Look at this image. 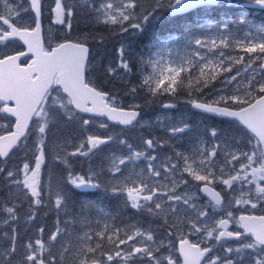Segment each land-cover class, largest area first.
<instances>
[{"label": "snow or ice", "instance_id": "obj_1", "mask_svg": "<svg viewBox=\"0 0 264 264\" xmlns=\"http://www.w3.org/2000/svg\"><path fill=\"white\" fill-rule=\"evenodd\" d=\"M77 7L55 0L50 11L63 30L57 38L42 24V0H3L0 8V118L8 121L0 126V211L7 229L0 264H264V40L242 42L245 54H255L247 64L251 74L237 80L238 70L219 79L231 68L201 54L209 47L205 40L196 38L195 50L173 58L155 37L140 51L130 39L164 9L181 11V0H104L99 6L88 0L80 31L74 28ZM97 22L111 26L119 45V64L109 65L112 75L103 83L96 75L103 56L98 37L86 30ZM229 63L243 64L244 56ZM181 106L187 111L174 116ZM154 109L164 137L143 140L142 148L122 138L125 129L152 127L145 117ZM94 124L105 135L90 133ZM69 130L82 137L79 143ZM108 144L124 151L96 165L93 158ZM17 152L22 166L10 167ZM73 158L87 166L74 167ZM186 176L195 191H187ZM77 190H94L152 223L118 226L96 201L74 199ZM48 204L58 217L81 208L82 235L57 252L59 238L69 236L59 218L47 246L43 227L37 229L41 238L21 243L14 226L21 209L32 223ZM218 246L223 255L214 254Z\"/></svg>", "mask_w": 264, "mask_h": 264}, {"label": "trees", "instance_id": "obj_2", "mask_svg": "<svg viewBox=\"0 0 264 264\" xmlns=\"http://www.w3.org/2000/svg\"><path fill=\"white\" fill-rule=\"evenodd\" d=\"M174 0H172L173 2ZM248 1V0H247ZM165 3H167V0H165ZM76 5H79V7L76 8V20L74 21V28L76 31L85 30V26L83 23H77L79 21H83L85 19L84 17V11L86 9L85 6H81L77 2L73 3ZM252 8V7H251ZM250 8V11H253ZM260 11L264 12V5L260 4L259 6ZM167 13V9H164ZM263 10V11H262ZM190 16L186 17H180L176 19H171L166 16V19L164 21H159L158 24H156V28L159 31H162V35H167L169 32L174 33H185L187 28L190 27L192 29L196 28L199 29V27L196 25L194 19L190 18ZM185 28V30H182ZM86 30L93 31L98 39L97 43L100 45V51L103 52V56L100 59L98 68H97V82L103 83L104 81L108 80L109 77L112 75L111 73L106 74V69L109 67L110 64L112 66H115L119 64V58H118V37H114L110 35V32L112 31L111 26H105L104 24L97 22L90 24L89 28ZM182 30V31H181ZM75 34V33H74ZM99 37H103V39H99ZM150 35L148 31L141 32L137 35L131 36L130 39L134 42V45L137 49V51L143 50L146 48L150 41ZM111 85H114L116 87H119L118 80H112ZM159 109H154L149 112V115L152 116L151 121L155 124L156 117L160 115ZM70 134H74L77 136V139L75 140L76 143H79V140L82 139V137L79 136L78 133H71V130H69ZM91 133V130H90ZM51 135V134H50ZM144 133L141 134L143 136ZM146 135H149L146 133ZM147 138L150 137L146 136ZM32 139H35V137H32ZM31 143V141H30ZM107 146V145H106ZM106 146H102V153L97 155L93 160L96 165L107 164V161L105 159V155L103 153H107L108 151H105L104 149ZM70 151L72 149H69ZM50 160V157L48 158ZM73 166L76 168H82L87 166V162L84 159H75L73 158ZM46 179V177H44ZM78 195L74 197L77 201L81 200H93L96 201L100 207H104L108 212L112 214V216L116 217L115 223L118 226L123 227V225L128 223V218L130 216H135L134 214L130 213L129 211H121L119 208V204L117 201L114 200H105L102 196L99 194H94V191L92 190H77ZM5 198V197H4ZM47 204L48 202L45 201ZM27 206H25L26 208ZM37 215L35 217L34 222L32 223H26L25 222V209H21L19 212L20 220L17 225H14L15 227H18L20 236H21V243H23L27 238L32 239H38L41 238L37 235V229L39 227L44 228L43 233V240L46 243V246L48 244V237L49 235L55 230V222L59 218L61 221V227L67 228L69 231V236L67 237H60L57 241L55 247H53V251L57 252L60 249L61 243H64L68 240H71L72 243H75V237L77 235H82V227L79 223V217L81 215V208L79 205H77L74 209H72L68 214H64L63 212L60 213L59 217L57 216L56 211L52 207V205L48 204L46 207H40L36 210ZM90 218L93 220L97 217V214L95 211H92L90 213H87ZM143 219L149 220L150 218L146 215H143ZM67 221L68 223H65ZM111 223V222H110ZM92 227H95V224L92 225Z\"/></svg>", "mask_w": 264, "mask_h": 264}, {"label": "rangeland", "instance_id": "obj_3", "mask_svg": "<svg viewBox=\"0 0 264 264\" xmlns=\"http://www.w3.org/2000/svg\"><path fill=\"white\" fill-rule=\"evenodd\" d=\"M104 2V0H99L97 2V5L99 6L100 3ZM0 4H3V0H0ZM228 4H231V0H227L226 4L224 5V7H227ZM47 7H49L48 10V14H51V22L48 23L46 22V28L49 29L50 28V32L48 33L49 35L51 34V36L53 38H55L56 34H57V28H59V25H57L55 23V15L54 12H51L50 9H54L55 8V0H49L48 1V5ZM229 7H231L229 5ZM0 8H2V5L0 6ZM206 33L204 35H201L200 37H196V38H200L201 40H205L208 42L209 47L206 49H202L201 50V54L202 55H207L209 62L211 63H215V61L217 59H222L225 61L224 66L230 67L231 71L227 74H221V76L219 77V79H222L224 77V75H236L237 71L239 70L241 72V76H237V80H240L242 76H248L249 74L252 73V69L251 72L249 71V69L247 68V64H248V60H249V56H255V54H245L241 49H242V42L245 41H252V40H264V22H260L258 24L253 25V30L254 33L251 31H246L243 32L242 34L238 33V32H234V30L231 29L230 27V23L228 20H224V22H220V23H210V24H206ZM254 34V35H253ZM195 38V39H196ZM221 38H228L229 39V44L228 47H224L223 45H220V39ZM160 40V38H158ZM192 40V43L194 44V40ZM215 39L216 40V47H212L211 46V40ZM182 40H178L175 41L174 44L170 47H165L167 49H170L172 51V57L175 58L178 55V52L180 49L178 42H180ZM223 52L224 55L221 56L220 53ZM103 53V52H102ZM237 55L240 56H244V63L243 64H234V63H229V60L233 57H236ZM256 63L253 65V68H257ZM175 66V65H173ZM243 66V67H242ZM243 68V69H242ZM257 72L259 69H256ZM183 75V74H182ZM218 83V81H217ZM219 86V83L218 85ZM184 111L182 109H178V111L173 112V115H180L183 114ZM149 115V113H148ZM147 120H149L147 118ZM8 123L7 120L4 119H0V126L4 125ZM93 126H98V124H94ZM159 128V132H156V127L155 124L152 127H148L147 125L144 126H137L136 128L132 129V130H125V132L122 133L123 136H125V138L128 139L129 143H133L135 145H137L138 147L142 148L143 147V140H146V135L144 133V137H139V134H142L143 131H146L147 133H151V137L152 138H157V137H164L165 133L163 131L162 128ZM99 130L104 133V131L102 129L99 128ZM112 132H115L114 129H110ZM116 133V132H115ZM105 135V133H104ZM185 145L184 140L181 141V148H183V146ZM124 151V147L123 150ZM122 151L119 152H115L116 154H120ZM162 151H169L168 149H164ZM22 159L16 158V160L13 161L12 165L10 167L14 166H18L15 163H18L20 166H22ZM185 179L189 180V184H190V188L187 189V191L189 192H193L195 191V186L194 183L191 181V179L189 177H185ZM6 219V217L4 216L3 212L0 211V237L3 236V232L6 231V229L3 226V221ZM3 241L2 239H0V244H2Z\"/></svg>", "mask_w": 264, "mask_h": 264}, {"label": "water", "instance_id": "obj_4", "mask_svg": "<svg viewBox=\"0 0 264 264\" xmlns=\"http://www.w3.org/2000/svg\"><path fill=\"white\" fill-rule=\"evenodd\" d=\"M219 0H181V5L183 9L179 12H173L171 10V15H180L188 13L189 11L206 4L216 5Z\"/></svg>", "mask_w": 264, "mask_h": 264}, {"label": "bare ground", "instance_id": "obj_5", "mask_svg": "<svg viewBox=\"0 0 264 264\" xmlns=\"http://www.w3.org/2000/svg\"><path fill=\"white\" fill-rule=\"evenodd\" d=\"M263 11V10H262ZM135 216H130V217H127V218H129V219H131V218H134Z\"/></svg>", "mask_w": 264, "mask_h": 264}]
</instances>
